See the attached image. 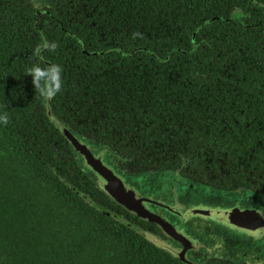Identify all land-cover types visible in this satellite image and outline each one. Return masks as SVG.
<instances>
[{
  "label": "trees",
  "instance_id": "obj_1",
  "mask_svg": "<svg viewBox=\"0 0 264 264\" xmlns=\"http://www.w3.org/2000/svg\"><path fill=\"white\" fill-rule=\"evenodd\" d=\"M256 1L0 0V264H185L56 123L131 172L264 192Z\"/></svg>",
  "mask_w": 264,
  "mask_h": 264
},
{
  "label": "rangeland",
  "instance_id": "obj_2",
  "mask_svg": "<svg viewBox=\"0 0 264 264\" xmlns=\"http://www.w3.org/2000/svg\"><path fill=\"white\" fill-rule=\"evenodd\" d=\"M51 1L28 0L35 7H45ZM96 154L105 164H110L106 151ZM94 178L97 187L101 188L103 182ZM124 183L133 189L137 198L143 199L140 201L142 207L170 222L193 243V248L207 255L230 258L237 264H251L250 261L264 264V193L243 188L232 192L193 183L172 169L134 175ZM216 212L229 214L230 218L211 214ZM202 228L203 232H200ZM206 234L211 236L206 237ZM145 235L155 246L173 255L181 251L179 245L161 236L149 232ZM230 245L236 247L234 254L228 251ZM185 257L189 259L188 252Z\"/></svg>",
  "mask_w": 264,
  "mask_h": 264
},
{
  "label": "water",
  "instance_id": "obj_3",
  "mask_svg": "<svg viewBox=\"0 0 264 264\" xmlns=\"http://www.w3.org/2000/svg\"><path fill=\"white\" fill-rule=\"evenodd\" d=\"M253 1L257 3L256 0ZM56 125L59 127L60 131L68 139V141L72 143L74 148L81 155V161L83 165H85V170H87L90 173L91 177H93L95 185L96 182L94 177L98 179L100 178V180L103 182L101 188L105 192H107L111 196V198H113L115 201L122 204L127 209L134 211L140 218L156 223L166 234L175 237L180 236L175 231L174 226L170 222L163 220L158 215L152 213L151 211L147 210L145 207H142L140 205V201L143 199L137 198V196L134 195L133 189L127 188L124 183V181H127V178H130L131 176L124 175V178H122V176L119 175L118 170L112 168L110 164H105V162L101 158H98L96 154L97 152L94 153L91 147L87 143L83 142L78 136L73 134L66 127L60 125L59 123H56ZM99 151L103 152L104 150H99ZM211 214L216 217L230 218V215L226 213L216 212ZM143 236L146 237L145 232H143ZM184 251L185 249L181 251L178 255L176 254L175 255L172 254V255L181 258L184 261H188L185 257Z\"/></svg>",
  "mask_w": 264,
  "mask_h": 264
},
{
  "label": "flooded vegetation",
  "instance_id": "obj_4",
  "mask_svg": "<svg viewBox=\"0 0 264 264\" xmlns=\"http://www.w3.org/2000/svg\"><path fill=\"white\" fill-rule=\"evenodd\" d=\"M94 152L96 153V151H94ZM106 152H107L108 157L111 160V161H109V163L111 164L112 168H114V169L117 168V170L120 173H122L123 175L134 176V175H141V174H147V173H149V174L157 173L159 171L166 170V169H162V170H158V171L146 170V171H143V172H131L130 170H127L125 168H122V166H120V161H119V159H116V156H115L116 154H114V153L111 154V152L108 149H107ZM172 170H175V171L177 170L178 173L181 176L189 179L193 183L194 182L200 183L199 181L194 180L191 177L187 176L185 173L181 172V170L179 168H172ZM200 184H203V183H200ZM203 185H209V184H203ZM209 186H212V185H209ZM213 187H215V186H213ZM215 188L223 189V190H229V191H232V192H235V191L243 188V189H248L250 191L257 192V193H262V194L264 193V192H260V191H254L251 188L244 187V186H239V187L234 188V189H225V188H220V187H215ZM113 203H114V207L117 210H122L123 212H127L129 214H132V216L139 217L134 211L127 209L125 206H123L122 204L118 203L117 201L114 200ZM158 216L161 217L160 215H158ZM140 219H142V218H140ZM162 219L166 220L164 218H162ZM136 222H138V224H140L145 229V232H149V233H151L153 235L161 236V237H163V239H167L168 241H171V242L175 243L176 245H179V247H180L179 250H181V251H183L185 249L184 253L186 254V252H188V255H189V259H187L188 261H184L181 258H178L180 261H182L185 264H237L235 260H232L230 258H226V257L224 258L222 256L207 255L204 252H201V251L193 248V243L189 239L185 238L182 234H180L175 227H174V229L178 233V235H180L179 237H175V236H171L169 234H166L154 222L147 221V220H144V221L136 220ZM200 232H203V228H202V230ZM210 234H206V237H210L211 236ZM217 239H219V238H217ZM220 241H222L224 243L223 240L220 239ZM228 247H230L228 249L229 253L234 254L235 251H236V247L233 246V245H230ZM224 248H225V245H224ZM224 251H225V249H224ZM254 262L255 261H250L251 264H254ZM244 264H247V263H244Z\"/></svg>",
  "mask_w": 264,
  "mask_h": 264
}]
</instances>
